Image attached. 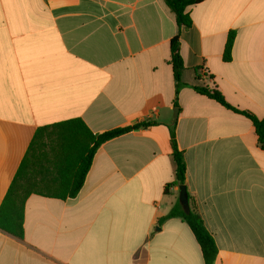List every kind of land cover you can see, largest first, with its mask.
<instances>
[{
    "label": "crops",
    "instance_id": "obj_1",
    "mask_svg": "<svg viewBox=\"0 0 264 264\" xmlns=\"http://www.w3.org/2000/svg\"><path fill=\"white\" fill-rule=\"evenodd\" d=\"M187 12L177 92L170 42L179 29L163 0H0V206L39 129L154 123L101 145L77 197L32 194L23 237L0 230V264H205L185 221L160 223L179 202L174 124L216 264H264L255 127L195 90L217 89L264 118V0H202Z\"/></svg>",
    "mask_w": 264,
    "mask_h": 264
},
{
    "label": "trees",
    "instance_id": "obj_2",
    "mask_svg": "<svg viewBox=\"0 0 264 264\" xmlns=\"http://www.w3.org/2000/svg\"><path fill=\"white\" fill-rule=\"evenodd\" d=\"M163 1L174 14L179 29L178 34L170 42L171 65L177 92H179L185 86L182 81L185 65L181 55L180 33L182 29L192 26V19L187 9L199 4L202 0ZM234 41L235 32H231L224 53L226 62L232 59ZM195 90L225 108L250 119L255 127L259 147L264 150V118L260 119L248 111L231 106L217 89L195 87ZM153 125V122L147 121L134 126L119 127L101 134H93L83 121L74 119L39 129L0 206V230L22 238L25 204L32 194L58 199L77 197L85 183L94 156L101 145L132 131ZM170 137L172 158L175 164L173 185L186 186L187 166L184 153L177 145L175 124L170 128ZM188 199L189 213H186L180 202H177L168 215L160 220V223L175 218L185 221L201 248L204 263L216 264L218 256L216 242L207 230L204 220L198 212L196 201L189 192Z\"/></svg>",
    "mask_w": 264,
    "mask_h": 264
},
{
    "label": "water",
    "instance_id": "obj_3",
    "mask_svg": "<svg viewBox=\"0 0 264 264\" xmlns=\"http://www.w3.org/2000/svg\"><path fill=\"white\" fill-rule=\"evenodd\" d=\"M175 115L177 117V109H174ZM180 194H179V202L182 205L184 211L186 213L190 212V207H189V199H188V189L185 185H182L179 187Z\"/></svg>",
    "mask_w": 264,
    "mask_h": 264
}]
</instances>
